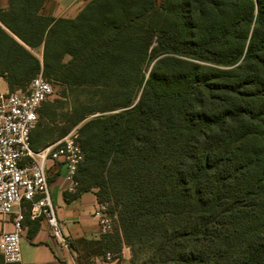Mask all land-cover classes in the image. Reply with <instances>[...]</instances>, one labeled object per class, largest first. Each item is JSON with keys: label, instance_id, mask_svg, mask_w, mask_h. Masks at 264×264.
Segmentation results:
<instances>
[{"label": "trees", "instance_id": "1", "mask_svg": "<svg viewBox=\"0 0 264 264\" xmlns=\"http://www.w3.org/2000/svg\"><path fill=\"white\" fill-rule=\"evenodd\" d=\"M47 2L0 7V74L61 87L75 195L117 218L78 264L123 246L136 264H264V0H87L74 18Z\"/></svg>", "mask_w": 264, "mask_h": 264}, {"label": "built area", "instance_id": "2", "mask_svg": "<svg viewBox=\"0 0 264 264\" xmlns=\"http://www.w3.org/2000/svg\"><path fill=\"white\" fill-rule=\"evenodd\" d=\"M53 94V85L40 72L24 90L10 92L0 74V216H13V230L0 233V255L4 264H18L21 260L20 242L23 232L24 211L27 203L30 220H42L50 235L64 247V238L48 191V162H61L71 182L68 191L75 193L78 183L74 179L83 154L75 131L60 140L34 151L31 132L38 121V110ZM107 202H98L94 216L102 235L110 234L117 218L110 212ZM98 262H113L108 252Z\"/></svg>", "mask_w": 264, "mask_h": 264}, {"label": "crops", "instance_id": "3", "mask_svg": "<svg viewBox=\"0 0 264 264\" xmlns=\"http://www.w3.org/2000/svg\"><path fill=\"white\" fill-rule=\"evenodd\" d=\"M76 1L55 0L54 11L44 14L55 18H74L81 9L74 17H66L64 14L75 11L74 3ZM6 6L7 0H0V7L6 8ZM30 52L36 57L41 55V49L30 50ZM34 129L32 132H34ZM41 141L45 142L46 146L52 144L49 139ZM46 146L40 148V150ZM46 168L50 199L68 245L64 247L53 238L44 221L30 219L23 221L24 229L20 242L21 260L18 264H78L79 258L83 254L79 246L80 241H96L102 236L99 231L98 219L94 216L98 203L96 190L77 195L70 193L68 188L71 182L67 179L65 165L61 162H48ZM12 220V215L0 216V233L2 230L7 232L13 230ZM96 259H93V261ZM97 264L114 263L98 262Z\"/></svg>", "mask_w": 264, "mask_h": 264}, {"label": "rangeland", "instance_id": "4", "mask_svg": "<svg viewBox=\"0 0 264 264\" xmlns=\"http://www.w3.org/2000/svg\"><path fill=\"white\" fill-rule=\"evenodd\" d=\"M86 1L87 0H77L74 3V5L76 7L75 11H73L72 13L67 12L64 15L66 17H74L75 14L78 13L79 9H82V7H84ZM54 8H55V0H48V2L45 4V7L43 9V13H52L54 11ZM37 52H39V51H37ZM49 82H51V81H49ZM51 83L53 85V94L45 102V105L47 104V107H44V105H42L40 108L41 110H43L42 111L43 114L38 115V121H37V124L35 126L34 133L35 134L39 133V139H41V140L49 139V140H51L52 143H54V142L59 140L60 130L62 128V123L57 118H56V121H53L51 114L53 113V111H56V114H59L61 112L59 109L60 105L58 103H56V101L60 100V93L62 92V89H61V87L54 84L53 82H51ZM48 104H50L51 106L48 107ZM46 108H49L50 111L47 112V114H44ZM73 131H75V129L69 131L65 136H67L68 134H70ZM108 205H109L110 211H111V205L110 204H108ZM22 210L24 211V214H25L27 211V207L22 208ZM115 227H116V223L114 224V228ZM114 228H113V230H114ZM113 230H112V232H113ZM109 253L113 256V263L114 264H136L135 262H132L131 251H130V248H128L127 246L122 247L120 259H115L114 254H112L111 252H109Z\"/></svg>", "mask_w": 264, "mask_h": 264}]
</instances>
